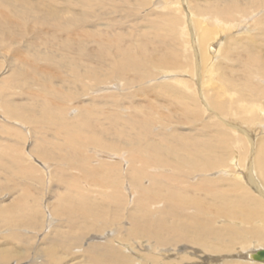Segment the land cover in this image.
Returning a JSON list of instances; mask_svg holds the SVG:
<instances>
[{"label":"rangeland","instance_id":"1","mask_svg":"<svg viewBox=\"0 0 264 264\" xmlns=\"http://www.w3.org/2000/svg\"><path fill=\"white\" fill-rule=\"evenodd\" d=\"M230 2L232 20L251 11L241 28L211 21ZM205 27L221 31L213 60ZM0 81L6 264H123L90 255L114 238L139 264H248L242 242L264 243V111L248 109L264 110V0H0ZM171 204L211 231L160 240Z\"/></svg>","mask_w":264,"mask_h":264},{"label":"bare ground","instance_id":"2","mask_svg":"<svg viewBox=\"0 0 264 264\" xmlns=\"http://www.w3.org/2000/svg\"><path fill=\"white\" fill-rule=\"evenodd\" d=\"M235 3L236 2H230L228 5H226V6H224V7H222V6H215L214 7V11L216 12V13H218L219 15H221V16H226V17H228V22H227V24H224V23H221V19L218 17V16H216V17H214V19L213 20H211L212 22L214 21L215 22V24H219L220 25V27H221V24H223V27L224 26H226V25H228V28H230V27H236V28H241V26H242V24L244 25V23H245V21H246V18H248V17H252V14H250V12H249V15L247 16V11H245V9L243 8V10H244V14H242L241 13V11L239 12L240 13V17H238L237 18V20H232V19H234V15H235V9H236V6H235ZM238 8V7H237ZM258 9V8H257ZM255 10V9H254ZM259 10V9H258ZM239 11V10H238ZM255 12V11H254ZM189 13H191V10H190V12ZM253 13V12H252ZM191 15V14H190ZM196 17V15H192V18L191 19H193V17ZM197 18H198V16H197ZM196 18V19H197ZM201 19H203L204 21H206L207 22V17H203V16H201ZM251 19V18H250ZM258 19V18H257ZM194 20V19H193ZM198 21H199V19H197ZM255 20V19H254ZM193 22H195V21H193ZM200 22H203L202 20H200ZM200 22H199V24H200ZM214 22H213V24H214ZM196 24H197V22H195ZM194 24V23H193ZM201 26V25H200ZM243 27V26H242ZM196 28V27H195ZM194 28V29H195ZM201 28H203V27H201ZM198 29H200V28H198L197 27V30ZM221 29H223V28H221ZM220 29V30H221ZM203 30V29H202ZM240 29H238V31H239ZM196 31V30H195ZM241 31H244V30H242L241 29ZM199 32V31H198ZM201 33H202V35L201 34H199V36H201L202 37V39L203 38H208V37H210L211 39L209 40V41H207V42H205V39L204 40H202V41H204V51L206 52V53H208L209 54V58L211 59V60H213V58H214V56L216 55V53L220 50V48H221V46H217L218 45V43H220V42H218V40L220 39L219 38V34L221 33V31H217V28L215 29V28H213V29H210V27H205L204 28V30L203 31H200ZM184 33V32H183ZM201 37H200V41H201ZM197 40H198V42H200L199 41V39L197 38ZM201 43V42H200ZM213 46V47H212ZM210 49L213 51V52H210ZM205 52H203V54L205 53ZM210 53H212V54H210ZM207 56L208 55H206V58H207ZM211 56V57H210ZM202 62V61H201ZM253 62H254V60H253ZM162 64V63H161ZM209 64V63H208ZM211 64V63H210ZM209 68V67H208ZM164 72V71H163ZM173 73V72H172ZM208 73H209V71H208ZM256 73H258V71H251L249 74H248V81H250V83H248V81H246V86H248V87H252L253 86V84L251 83V78L253 77V75L254 76H257L256 75ZM174 78H176V77H174ZM173 78V79H174ZM254 78V77H253ZM253 80V79H252ZM204 81V80H203ZM208 81V80H207ZM1 82V81H0ZM224 82H225V80H224ZM253 82V81H252ZM230 83V82H229ZM233 83V82H232ZM231 84V83H230ZM234 85H235V83H233ZM220 86V85H219ZM228 86H230V85H228ZM245 86V87H246ZM222 87H223V85H222ZM234 87V86H233ZM236 88V87H235ZM224 89V88H223ZM241 89V88H240ZM245 89V88H244ZM235 90V89H234ZM219 91V90H218ZM259 91V90H258ZM257 91V89H255V88H252V92H254V94H258L259 92ZM223 97V96H222ZM200 98V97H199ZM212 98V97H211ZM221 101V100H220ZM217 104V103H216ZM223 106V105H222ZM246 106V105H245ZM249 106V105H248ZM11 106H8L7 107V110L8 111H12L11 109ZM254 108H255V110L257 109L258 110V113L260 112V113H262L264 110H263V108H262V106L260 105V103H257V102H254V103H252V105L251 106H249V108L248 109H253L254 110ZM245 110V109H244ZM246 111H248V110H246ZM0 112H1V110H0ZM3 112V111H2ZM1 114V116H2V113H0ZM3 119H4V117H3ZM244 122V121H243ZM258 124V123H257ZM258 125H260V124H258ZM261 127V126H260ZM263 128H264V125H263ZM263 128H261V129H263ZM90 137V139L92 140H95V139H98V138H95V137H91V136H89ZM70 138H71V140L73 141V140H75L76 139V135H75V133L74 132H72L71 134H70ZM244 139V138H243ZM98 141V140H97ZM100 143H102V141L101 140H99V144ZM251 143V142H250ZM92 147V146H91ZM96 151V153L98 154V156L100 155V156H104L105 157V159L106 158H108V161L110 160V159H112L111 158V156H113V155H110V154H108V153H106V154H104V153H102V151L100 152L99 151V149L98 150H94V151H92V152H95ZM256 152V151H255ZM91 153V152H90ZM264 153V150H262V154ZM114 154V157H115V153H113ZM239 154V153H238ZM257 155V154H256ZM122 156V155H121ZM121 156H119V157H121ZM113 157V158H114ZM261 157H263V155L261 156ZM100 159V158H99ZM102 159V158H101ZM100 159V160H101ZM104 159V158H103ZM104 159V160H105ZM262 159V158H261ZM113 160V159H112ZM253 160V159H252ZM125 161V160H124ZM176 163V162H175ZM261 164H262V166L264 167V160H262L261 161ZM46 165H48V164H46ZM185 165H190L189 164V162H178V163H176V167L178 168V169H180V168H182L183 166H185ZM207 165H210V162L208 161V164ZM222 170H226V171H228V169H226V167L225 168H222L221 169V171ZM225 171V172H226ZM223 172V171H222ZM143 173H144V171L143 170H138L136 173H134V180L136 181V183L137 182H139L140 180H141V178H142V176H143ZM235 176V175H234ZM231 177V176H230ZM236 177V176H235ZM257 178V177H256ZM75 185V184H74ZM73 185V186H74ZM115 192V191H114ZM176 194L177 195H179V193L178 192H176ZM261 196V195H260ZM171 198H174V197H172L171 196ZM248 202V201H247ZM140 203L143 205V199H140ZM234 203V202H233ZM172 206H171V210H170V212L168 213V215L167 216H169L170 214H172V215H174L175 216V214H177L176 215V218L178 219H176L177 221H176V223L174 224V225H169V223L167 224L166 223V219L165 218H163L162 220H160V219H158V220H155V223L153 224L154 226H157L158 227V230H154V233L155 234H157L158 236V238H160V240H162L163 241V239H164V235H163V231L164 230H167V229H169V232H171V231H174V229H179V228H181L182 227V231L179 233L180 234V237H178V238H187L188 239V233H190V234H192V238H194V239H198V238H202V237H204V235H205V231L206 232H208V231H211V222L209 221V220H207V219H205V218H202V217H193V216H185V217H183V214L182 213H184V212H178V211H174V209L176 208L177 209V207H175L176 205L175 204H171ZM239 206V205H238ZM248 206V205H247ZM84 207V206H83ZM234 207V206H233ZM17 208V207H16ZM19 209H20V207H19ZM233 209V208H232ZM251 209V208H250ZM254 209H255V207H254ZM182 210V209H181ZM258 211V210H257ZM0 212H1V210H0ZM13 212V211H12ZM14 212H15V210H14ZM13 212V213H14ZM16 212H18V211H16ZM248 212V211H247ZM251 212V211H250ZM256 212V211H255ZM21 213V212H20ZM80 213H82V212H80ZM236 213V212H235ZM240 213V212H239ZM256 214V213H255ZM13 215V214H12ZM84 215V214H83ZM249 215V214H248ZM258 215V214H257ZM256 215V216H257ZM0 216H1V213H0ZM244 216V215H243ZM14 217V216H13ZM17 217V216H16ZM15 217V218H16ZM170 217V216H169ZM245 217V216H244ZM249 217H250V215H249ZM254 217V216H253ZM17 219H19V218H17ZM53 219V218H52ZM203 219H205V220H203ZM19 220H21V218L19 219ZM18 220V221H19ZM14 221H15V219H14ZM17 221V222H18ZM48 221V223H49V220H47ZM125 221V220H124ZM20 222V221H19ZM52 222V221H51ZM144 222V221H143ZM22 223V222H21ZM142 223V222H141ZM146 223V222H145ZM16 224V223H15ZM20 224V223H19ZM24 224V223H23ZM33 224H36L35 223V220L33 221ZM45 224V223H44ZM120 224V223H119ZM255 224V223H254ZM125 226V225H124ZM138 227V226H137ZM22 229V228H21ZM115 229V228H114ZM113 226L111 227V229L110 230H108V231H105L104 232V234H102V235H100V236H98L99 238H107L108 236H110V237H112V234H114V233H112L113 231ZM141 230L142 231H144V229L142 228V227H138V228H136V230L134 231L135 233H141ZM103 231V230H102ZM101 231V232H102ZM221 231V230H220ZM228 231H230L231 233H230V235H231V238H232V240H234V238L236 237V235H243L244 233H242V232H240V231H237V230H234V229H232V230H228ZM111 232V233H110ZM218 232H219V230H218ZM226 232V231H225ZM250 232V231H249ZM260 232H262V231H260ZM38 233H40V232H38ZM99 233H100V231H99ZM256 233H258V230L256 231ZM101 234V233H100ZM142 234V233H141ZM224 234V233H223ZM229 234V233H228ZM247 234V233H246ZM258 234H262V233H258ZM19 234H17V236H18ZM38 235V234H37ZM93 235V234H92ZM96 235V234H95ZM226 235V234H225ZM21 236V235H20ZM40 236V235H39ZM152 236V235H151ZM154 236V235H153ZM224 235H222V237H223ZM259 236H261V235H259ZM94 237H96V236H94ZM243 237H245V236H243ZM40 238V237H39ZM88 238V237H87ZM90 238V237H89ZM93 238V237H92ZM230 238V237H229ZM91 239V238H90ZM120 239V238H119ZM241 239V238H240ZM247 239V238H246ZM246 239H244V240H246ZM109 240V239H108ZM129 240V239H128ZM151 240V239H150ZM231 240V239H230ZM229 240V241H230ZM242 240V239H241ZM85 241V240H84ZM98 241V240H97ZM113 241L114 242H116V245L117 244H119L120 246L119 247H117L116 245H107L106 246V249L105 250H103V249H101V248H99L100 247V245L99 244H97V245H93L89 250H92L90 253H92V254H90L91 256H97L98 254L99 255H102V256H104L103 257V260L105 261V259H109V262H111L112 260H116V262H117V260L118 261H120V263H123V264H139V263H136L139 259H140V257H139V259L137 260L136 258L137 257H134V256H132L131 254L129 255V253H127L126 251H125V248H123L122 246H121V244L123 245V242L121 243V242H119L118 241V239H116V238H114L113 239ZM152 241V240H151ZM264 241V240H263ZM263 241H262V243H263ZM53 242H54V240H53ZM55 242L57 243V241L55 240ZM235 242V241H234ZM245 242V241H244ZM244 242H242V246H241V248L238 250L239 252H237V253H239L241 256L242 255H244V257H247L246 259H243L244 261H245V263L247 262L248 264H264V262H258V261H255L254 259H252V255L255 253V251L256 250H258V249H264V243L262 244V245H255L254 246V248L252 249V250H250V249H248L249 247H251V244H249L250 246L249 247H247V246H245L246 244L244 243ZM247 242H248V240H247ZM261 243L260 241H259V238H258V241H257V243ZM90 243V242H89ZM96 243H98V242H96ZM95 243V244H96ZM192 243H195V242H192ZM198 243V242H197ZM224 243V242H223ZM230 243V242H229ZM254 243H256V242H254ZM258 243V244H259ZM128 244V243H127ZM147 244V243H146ZM241 244V243H240ZM84 245V244H83ZM82 245V246H83ZM143 245V244H142ZM153 245V244H152ZM123 246H125V245H123ZM135 246H136V244H135ZM166 246V244H163L161 247L160 246H156L153 250H152V253H158L157 251L158 250H160V249H163L162 247H165ZM198 246V245H197ZM224 246V245H223ZM229 246V245H228ZM129 247V246H128ZM138 247V246H137ZM148 247H151V246H148ZM225 247V246H224ZM194 248V247H193ZM2 249V248H1ZM144 249V248H143ZM148 249V248H147ZM146 249V250H147ZM172 249H176V248H173L172 247ZM85 250H87V248H85ZM89 250L87 251L88 253H89ZM101 250L103 251V252H101ZM149 250H150V248H149ZM166 250V249H165ZM84 251V250H83ZM138 251V250H137ZM183 251V250H182ZM181 251V252H182ZM197 251V250H196ZM200 251V250H199ZM203 251V250H202ZM9 252V251H8ZM8 252L6 251V250H1L0 251V264H3V263H5L6 262V260L8 259V257H9V255H7L8 254ZM86 252V253H87ZM151 252V251H150ZM162 252H164V251H162ZM140 253V252H139ZM175 253V252H174ZM188 253H190V255H192L193 253H192V251L191 252H188ZM151 254V253H150ZM149 254V255H150ZM196 254V253H195ZM13 255V254H12ZM152 255V254H151ZM156 255V254H155ZM159 254H157L156 256H158ZM163 255L164 254H162V257H163ZM189 255V254H188ZM197 255V254H196ZM195 255V256H196ZM200 255V254H199ZM202 255V254H201ZM91 256H89V257H91ZM161 256V255H160ZM165 256V255H164ZM204 256V255H203ZM206 256H207V254H206ZM161 257V258H162ZM88 258V257H87ZM92 258V257H91ZM159 258V257H158ZM160 258V259H161ZM205 258V257H204ZM136 259V260H135ZM160 259H158V261L160 260ZM242 259V258H241ZM111 260V261H110ZM143 260V259H142ZM107 261V260H106ZM114 261H113V263H114ZM155 261H157V258L155 257V256H149V257H147V258H145V260H144V262H142V263H144V264H149V262H150V264H153V262H155ZM161 261H163V259L161 260ZM192 261V260H191ZM200 261V260H199ZM104 263V262H103ZM117 263H119V262H117ZM142 263H140V264H142ZM175 263V262H174ZM210 263V262H209ZM6 264V263H5ZM19 264V263H18ZM24 264V263H23ZM100 264V263H99ZM115 264V263H114ZM231 264H233V263H231Z\"/></svg>","mask_w":264,"mask_h":264},{"label":"water","instance_id":"3","mask_svg":"<svg viewBox=\"0 0 264 264\" xmlns=\"http://www.w3.org/2000/svg\"><path fill=\"white\" fill-rule=\"evenodd\" d=\"M252 259H254L255 261L264 262V249L256 250L252 255Z\"/></svg>","mask_w":264,"mask_h":264}]
</instances>
